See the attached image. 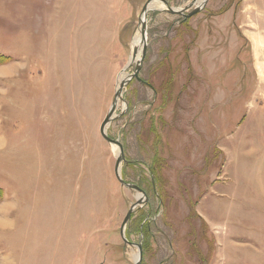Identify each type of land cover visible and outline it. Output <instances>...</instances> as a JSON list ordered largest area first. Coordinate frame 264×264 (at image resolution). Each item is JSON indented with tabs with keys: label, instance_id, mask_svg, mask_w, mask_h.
Here are the masks:
<instances>
[{
	"label": "rangeland",
	"instance_id": "374dc122",
	"mask_svg": "<svg viewBox=\"0 0 264 264\" xmlns=\"http://www.w3.org/2000/svg\"><path fill=\"white\" fill-rule=\"evenodd\" d=\"M146 1L0 0V264H264V0Z\"/></svg>",
	"mask_w": 264,
	"mask_h": 264
},
{
	"label": "water",
	"instance_id": "95a60500",
	"mask_svg": "<svg viewBox=\"0 0 264 264\" xmlns=\"http://www.w3.org/2000/svg\"><path fill=\"white\" fill-rule=\"evenodd\" d=\"M154 0H147L146 3L144 4L143 6V11H142V15L145 16L146 18V14H147V11L150 10L149 6L150 4L153 2ZM162 1L164 4L168 5V1L167 0H160ZM204 6V4H198L196 2V0H193V2H190L188 5L186 6H183V7H180V8H173V7H170L168 6V10L173 13V14H177V15H181L183 18L181 21L183 20H186L187 18L195 15L200 9H202V7ZM142 38H144V45H145V40H146V23H145V20H143L142 22ZM135 55V54H134ZM145 55H146V46L143 47L142 49V57L139 59V61L135 64V68H134V72L132 73V75L128 78V80L126 82H124L123 84L120 85V87L118 88V90L116 91V94H115V102L112 104V106L110 107L109 111L107 112V115L105 117V119L103 120L102 122V125H101V134L102 136L110 143H114L115 145H117L120 149V157L118 158V162H117V167H116V170H117V176H118V179L121 181V183L127 187H131V188H134L136 190H139V191H142L141 188L136 185V184H132V183H129L127 181H125L122 176L120 175V164L122 163V161L125 160V156H124V149H123V146L122 144L119 142V140H116L114 138H111L108 134H107V128L109 126V124L111 123L112 119L114 118V115H115V108L117 106V103H118V99L122 97V90L123 88L126 86V84L133 78L135 77L137 80L139 81H144V79L140 76V69L142 68V64H143V61H144V58H145ZM145 82V81H144ZM138 203H140V201H137L135 204H133L131 206V208L129 209L123 223H122V226H121V235H122V238L124 240L125 243H128L129 245H137L140 249H141V246L140 244H137V243H133L131 242L127 236H126V224L128 223L129 221V218H130V215L131 213L134 211L133 209L138 205ZM141 261H142V255H141V252L139 253V259L137 261H135V264H141Z\"/></svg>",
	"mask_w": 264,
	"mask_h": 264
},
{
	"label": "bare ground",
	"instance_id": "6f19581e",
	"mask_svg": "<svg viewBox=\"0 0 264 264\" xmlns=\"http://www.w3.org/2000/svg\"><path fill=\"white\" fill-rule=\"evenodd\" d=\"M157 1H158V0H157ZM154 2H156V1H154ZM154 2H153V3H154ZM159 2H160V1H159ZM198 2L202 3V0H198ZM154 4H155V3H154ZM149 7L151 8V7H153V5L151 6V4H150ZM143 19L145 20V16H144V15H143ZM142 37H143V36H142ZM136 41L138 42V40H136ZM137 42H136V43H137ZM142 42L144 43V38H142ZM140 43H141V40L139 41V44L137 43L138 45L136 44L138 47H137L136 53H135L134 58H133V59L135 60V62H138V61H139V58H140V56H141V52H142V46H141V45H142V44L140 45ZM134 44H135V43H134ZM139 45H140V46H139ZM127 80H128V78H127V79H126V78H123V79L121 80V82L119 83L118 88L120 87L121 84H123V83L126 82ZM119 99H121V98H119ZM119 99H118V100H119ZM117 104H118V103H117ZM138 198L141 199V198H143V197H142V196H139ZM135 257H136L137 260L139 259V255H136ZM137 260H136V261H137Z\"/></svg>",
	"mask_w": 264,
	"mask_h": 264
},
{
	"label": "crops",
	"instance_id": "0c3cea01",
	"mask_svg": "<svg viewBox=\"0 0 264 264\" xmlns=\"http://www.w3.org/2000/svg\"><path fill=\"white\" fill-rule=\"evenodd\" d=\"M75 33H76V31H75ZM75 33H73V35H74Z\"/></svg>",
	"mask_w": 264,
	"mask_h": 264
}]
</instances>
